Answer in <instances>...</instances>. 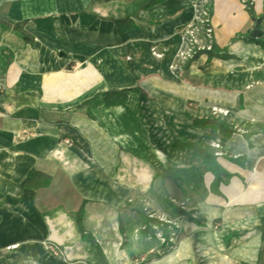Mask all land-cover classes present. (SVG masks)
Returning <instances> with one entry per match:
<instances>
[{
  "label": "crops",
  "instance_id": "0c3cea01",
  "mask_svg": "<svg viewBox=\"0 0 264 264\" xmlns=\"http://www.w3.org/2000/svg\"><path fill=\"white\" fill-rule=\"evenodd\" d=\"M140 1L0 0V18L25 31L0 21V264H130L147 256L158 242L123 204L133 189L151 197L162 191L139 152L164 171L204 164L174 140L215 141L236 159L216 157L231 173L220 194L210 189L212 173L205 180L191 166L192 174L181 176L216 198L215 213L205 217L207 226L217 221L218 249L233 232L231 246L259 264L264 47L232 41L252 25L246 0H162L137 8ZM250 3L262 13L264 0ZM207 7L216 45L231 57L208 61L201 54L185 70L160 67L152 51L181 44L177 29ZM128 11L134 27L119 33L114 20ZM124 88V102L105 101L106 91ZM212 105L229 109L224 118L234 117L243 132L226 135L193 122L212 117ZM32 168L51 176L48 186L24 187ZM83 201L81 234L75 213ZM221 255L217 264L225 263Z\"/></svg>",
  "mask_w": 264,
  "mask_h": 264
},
{
  "label": "rangeland",
  "instance_id": "374dc122",
  "mask_svg": "<svg viewBox=\"0 0 264 264\" xmlns=\"http://www.w3.org/2000/svg\"><path fill=\"white\" fill-rule=\"evenodd\" d=\"M204 10L206 12L205 16L198 17V19L180 26L177 29V33L180 37H186V44L182 50L186 51L187 47L191 46L190 41H188L190 39L197 40L200 46L206 43L211 45L216 44L215 26L209 19L211 12L210 7ZM208 28L210 32H208ZM208 34L210 35L207 36ZM180 46L179 44L172 48H166L160 52L152 51L154 56L159 58L160 67L167 65L170 70L172 68L182 70V66L188 57L185 58L181 55L182 51H178ZM139 59L140 58L137 60L141 62ZM223 109L229 111L230 115L229 109L221 107L220 105H212L210 111L212 117L208 118L225 123L227 128L234 129L235 132H243V129L236 124L234 117H229L228 119L224 118L227 116H224L220 111ZM168 129L169 132L174 135V131L170 127H168ZM210 143L213 144V147L210 146L211 144L206 146L213 151L216 157H227V155H224L223 151H221L222 149L215 146V141H210ZM138 155H140L154 170V177L161 178L162 191L159 197H155V195L151 197L140 192L139 189H133V192L123 204V207L134 215H139L138 211H142L149 217L147 223L141 221L140 229L145 236L157 240L158 242V245L149 251L147 256L134 258L130 264H217L218 256L220 258L221 254V256H224V264H249L238 254V249L231 246L230 240H232L235 234L233 232H225L224 239L226 245L224 248L218 249L216 243L217 221L214 220L211 226H207V218L205 217V213L210 215L208 211H214L215 213L216 198L210 193L202 196L193 189L191 185L187 184L185 179L181 176L184 171L187 173L189 172L188 174H192L190 168L192 166L196 168L198 171L197 174H199L201 178L211 177L212 172L207 170L206 165H201L202 162L200 163V160H197L195 164L192 162L191 165L189 164L190 166L180 167L184 169L179 172V177H181L180 179L182 180L172 177L174 184H170L168 183V178H163L160 174L170 172L177 167L169 171H164L160 169L159 163L147 154L139 152ZM179 181H182L181 185H178ZM204 182L206 183V181ZM205 190H208L207 186H205ZM167 201L180 208L183 213H175ZM195 224L200 226L195 227ZM177 250L178 253L175 254L174 252ZM168 255H172V258L166 263H163L162 260Z\"/></svg>",
  "mask_w": 264,
  "mask_h": 264
},
{
  "label": "trees",
  "instance_id": "16d2710c",
  "mask_svg": "<svg viewBox=\"0 0 264 264\" xmlns=\"http://www.w3.org/2000/svg\"><path fill=\"white\" fill-rule=\"evenodd\" d=\"M103 1H110V0H103ZM160 1H162V0H141L139 2V4L137 5V8H149L153 4L158 3ZM245 9L249 13V16L252 20V25L246 31L236 33V35L232 38V41L242 40V41L247 42V43H255V44H258V45L264 47V32H263L262 27H261V23L264 19V7H263L262 13L256 14L254 12L252 4L250 3V0H246L245 1ZM0 21L7 24V25L13 26L22 32H25L23 30L22 24H20V23H13V22H10V21L3 19V18H0ZM114 23L116 24L119 33H122L124 31L134 27V24L130 21L129 11H128L126 17L121 18V19H116V20H114ZM201 54H206L208 61L214 57L222 58V59H226V58L231 57V55L227 53L226 49L222 50L219 47H217L216 44H214L212 46V49H210L208 51H198L193 55V57L186 60L184 65L182 66V70H185L188 67V65L193 60L197 59ZM128 90H130V89L124 88L121 90H108L104 93L105 94V101L107 103H110V104L122 103L127 99L126 94H127ZM193 122L203 124V125L211 124L214 126L215 129L221 128L226 135H230L232 132H235L234 129L227 128L225 123H223L221 121L214 120L212 118H202V119L193 118ZM172 146L178 147V148H183V147L192 148L193 149V156L200 157L201 160L203 161V163L207 166V170L211 171L212 174L214 175V180L211 183V191L215 194H220V191L218 188L219 183L220 182H224V183L227 182L228 178L231 176V173L226 172L217 163L216 156L213 153V151L211 149H209L208 146L203 145L202 143H197V142H188V141L185 142L184 141L182 144H180L178 141L174 140L172 142ZM226 158H228V157H226ZM228 159L236 160V159H233L230 157ZM183 170L184 169H182V168H175V169L171 170L170 172L161 173L160 175L163 178H172L173 177L176 179H180L181 177H179V172L183 171ZM180 180H182V179H180ZM50 181H51L50 175L45 174L43 172H40V171L32 168L28 171V173L25 177V180L23 182V185H24V187H30L33 189H38V188L48 186ZM181 184H182V181L181 182L179 181L178 185H181ZM84 202L85 201L82 202L81 206L79 207V209L75 213L76 223L79 227L80 232H82V233H83L82 216L84 213V208H83ZM167 203L172 207V209L174 210L175 213H177V214L183 213V211L180 208L174 206L169 201H167ZM138 214L140 215V217L144 223L148 222L149 217H147V215H145L144 212L138 211ZM191 220H193V219H191ZM260 227L262 229V245H261L260 252H259V264H261L262 254H263V249H264V216L262 218Z\"/></svg>",
  "mask_w": 264,
  "mask_h": 264
},
{
  "label": "built area",
  "instance_id": "2783aa9c",
  "mask_svg": "<svg viewBox=\"0 0 264 264\" xmlns=\"http://www.w3.org/2000/svg\"><path fill=\"white\" fill-rule=\"evenodd\" d=\"M205 14H206V12H205V10H202L201 12H200V14H199V17H203V16H205ZM208 32H210V29L208 28ZM210 34H208L207 36H209ZM186 37H181V46L179 47V49H178V51H182L181 52V55H183L185 58L186 57H188L186 60H188V59H190L191 57H193V55L196 53V52H198V51H208V50H210V49H212V46L213 45H211V44H208V43H206V44H203V45H199V43L197 42V40H188V41H190V45L191 46H189V47H187V49H186V51H184V50H182L183 48H184V45L186 44ZM195 43H193V42ZM182 47V48H181ZM180 53V52H179ZM16 245H9V246H7L6 248L7 249H10V248H14Z\"/></svg>",
  "mask_w": 264,
  "mask_h": 264
},
{
  "label": "bare ground",
  "instance_id": "6f19581e",
  "mask_svg": "<svg viewBox=\"0 0 264 264\" xmlns=\"http://www.w3.org/2000/svg\"><path fill=\"white\" fill-rule=\"evenodd\" d=\"M198 13H199V11H198ZM198 16H199V14H198ZM225 110H226V109H223V110H220V111L223 113L224 116H229V111H225ZM174 253H175V254L178 253V250L175 251ZM171 258H172V255H168V256H166V257L162 260V262H163V263H166V262L169 261Z\"/></svg>",
  "mask_w": 264,
  "mask_h": 264
}]
</instances>
